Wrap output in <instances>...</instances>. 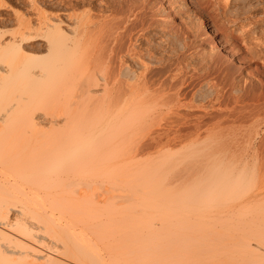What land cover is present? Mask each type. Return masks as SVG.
<instances>
[{"label":"bare ground","instance_id":"6f19581e","mask_svg":"<svg viewBox=\"0 0 264 264\" xmlns=\"http://www.w3.org/2000/svg\"><path fill=\"white\" fill-rule=\"evenodd\" d=\"M15 1L0 32V264H264V120L237 132L241 66L211 84L215 46H201L192 105L180 68L155 73L177 27L154 15L167 2L190 19L181 0L148 20L150 0ZM193 2L264 67V0Z\"/></svg>","mask_w":264,"mask_h":264},{"label":"rangeland","instance_id":"374dc122","mask_svg":"<svg viewBox=\"0 0 264 264\" xmlns=\"http://www.w3.org/2000/svg\"><path fill=\"white\" fill-rule=\"evenodd\" d=\"M99 1V0H98ZM161 1H162V3L164 2V0H160V2H159V0H158V2H157V0H156V2L157 3H155V0H150V7H149V9H146V13L145 14H148V15H146V18H145V20H148L150 17H152V13L155 11L154 9L159 5V3H161ZM181 2H182V4H184L185 6H184V11H189V15H190V19L189 18H187L186 16H187V12H185L183 15L181 14H178L177 12H176V9H174V8H171L169 5H167L166 3L167 2H164V6L163 7H166V12H167V14L165 13V14H163V15H154V20H159V21H161V20H165L164 22L166 23V21H167V24L168 23H171L170 25V27L169 28H175V27H177L176 28V32H175V29H173V30H170V31H172L171 33H174L173 35L175 36L174 38H175V40L173 41V46H171V48L172 49H170V47H169V49L170 50H172V52L167 48V51H166V53L165 52H161L160 51V55L158 54V56H163L164 54V59H166L165 60V62H164V64H161L160 66H158L159 67V69L157 70L156 68H155V71H157V72H155L156 73V75H158L159 73L162 75H165V71H167L168 70V68H175V67H177V68H175V69H179L180 68V70L181 71H179V70H176L175 72L176 73H178V72H180L179 74H180V76L181 77H185L187 80L186 81H188L189 79H190V77H192V72L194 71L193 70V65L191 64L192 62H190V60H192L193 58H194V56H196V54L198 55H200V54H205V53H208L207 52V49L208 50H210V48L209 47H211L212 45H214L215 46V48H216V50H217V54H216V52H215V48H214V50L212 49L213 47H211V52H214V55H213V60H212V62L214 61V62H216V60H217V62H216V64L214 65V62H213V64H212V66L214 65V68L211 66V68L213 69V71L212 72H217L216 70H218L219 69V71H220V69L221 70H224V71H218L219 73H216L217 74V76H214V75H216L215 73L213 74L212 73V78L211 79H214V77H216L215 79H217V81L216 80H211V84H216L217 82V84L219 85V83H221L222 84V86H220V87H223V86H225L226 84H229V82L228 81H225V79H227V80H229V78H230V76H228V74H231L230 72L231 71H233V69H232V65L230 66V63H231V61L233 62V68H235V70H236V66H241L240 68H241V71H242V77H240L241 79H240V85L243 87V88H245V90H246V92H245V97L247 98V100H245V103H246V101H247V103L245 104V106H244V108H246V107H248L247 109H242V112H240L241 113V117H243V118H241L242 120H241V124H240V127L237 129V132L240 134V136L241 137H244V138H247L248 136H249V134L250 133H252L255 129H256V127H258V125H259V123H261L263 120H264V112L263 111H261V110H255V109H252V108H254V106L253 105H251V104H253L254 103V98L255 97H261V101L262 100H264V67L260 64V63H258L257 61H249V62H247V58L245 59L244 57H246L244 54V52L243 53H241V52H239V53H235L234 51V49H232L231 48V46H229L228 44H226V42H225V39L223 38V36L220 34V32L217 30V28H216V25H214L215 23L209 18V16H208V14L204 11V10H202L199 6H197V5H195V3L193 2V0H181ZM155 3V4H154ZM10 4V6L12 5V6H14V7H16V1L15 0H0V32H4V34H7V33H9V31H11L10 29H13L14 27H15V25H14V23H13V20H12V18H11V16H10V11H9V7H8V5ZM190 4V5H189ZM195 5V6H194ZM7 7V8H6ZM193 8H197V9H193ZM153 9V10H152ZM199 9H200V11H199ZM150 10V11H149ZM168 10V11H167ZM173 10V11H172ZM194 10H195V12H194ZM191 11V12H190ZM198 12V13H197ZM205 13V14H204ZM156 14V13H155ZM197 14V15H196ZM201 14V15H200ZM151 15V16H150ZM200 15V16H199ZM203 15V16H202ZM205 15V16H204ZM161 16V17H160ZM147 17H148V19H147ZM197 17V18H196ZM202 19V20H199V19ZM144 20V21H145ZM198 20V21H197ZM174 23H173V22ZM183 23H182V22ZM197 22V23H196ZM162 23V22H161ZM173 23V24H172ZM179 23V24H178ZM186 23V24H185ZM178 25V26H176V25ZM184 24H185V26H184ZM202 24V25H201ZM206 24V25H205ZM183 25V26H182ZM193 25H195V27H197V29L193 26ZM197 25V26H196ZM168 26H169V24H168ZM203 26V27H202ZM178 27L180 28V29H178ZM199 27V28H198ZM201 27L203 28V29H201ZM195 28V29H194ZM182 29H184V31L182 30ZM186 29V30H185ZM199 29H201V30H203V31H201V30H199ZM183 32H181V31ZM195 30H199V31H197L196 33L194 32ZM206 30V31H205ZM217 30V31H216ZM136 31H138V27L136 28ZM174 31V32H173ZM178 31H180V32H178ZM178 32V33H177ZM189 32V33H188ZM204 33V34H203ZM183 34V35H182ZM185 34V35H184ZM177 35V36H176ZM180 36V37H179ZM187 36V37H186ZM198 36V37H197ZM178 37V38H177ZM184 37V38H183ZM186 37V38H185ZM190 38V40H189V38ZM180 38V39H179ZM182 38H183V40H182ZM188 38V39H187ZM154 39L156 40L157 39V37H154ZM184 39L186 40V41H184ZM223 39H224V41H223ZM158 40V39H157ZM156 40V41H157ZM177 40H179V41H177ZM200 40H201V42H200ZM176 42H177V45H176ZM189 43V44H188ZM195 43V44H194ZM183 45V48H181V46ZM195 45V46H194ZM200 45V46H199ZM185 46V47H184ZM195 48H197V46H199L198 47V49H195ZM201 46H203L204 48V50L206 51H204V52H202V51H200V50H202V47ZM218 47V49H217V47ZM229 46V47H228ZM174 47V48H173ZM201 48V49H200ZM173 49L176 51V53H177V55L175 54V51H173ZM168 50H169V52H171V53H169L168 52ZM179 50H181V51H179ZM196 50V51H195ZM193 51H195V52H193ZM200 53H199V52ZM220 51V52H219ZM233 51V52H232ZM192 52V53H191ZM198 52V53H197ZM218 52H219V54H218ZM172 53H174V54H172ZM184 53V54H183ZM233 53V54H232ZM202 54V55H203ZM216 54V55H215ZM221 54V55H220ZM241 54V55H240ZM167 55V57H165ZM172 55V56H171ZM187 55H188V57H187ZM191 55V56H190ZM219 55V56H218ZM234 55V56H233ZM244 55V56H243ZM186 56V57H185ZM218 56V57H217ZM226 56V57H225ZM238 56V57H237ZM243 56V57H242ZM169 57H171V58H169ZM174 57V58H173ZM192 57V58H191ZM220 57V58H219ZM222 57V58H221ZM188 58V59H187ZM175 59V60H174ZM177 59L178 60H183L182 62H180L179 61V63L177 64ZM218 59L220 60V62L218 61ZM226 59V60H225ZM230 59V60H229ZM237 59V60H236ZM174 60V61H173ZM185 60V61H184ZM228 60V61H227ZM233 60H235V61H233ZM249 60V59H248ZM225 61L227 62V63H225ZM244 61V62H243ZM169 62H171L170 64L172 65H170L169 64ZM176 62V63H175ZM184 62H186V63H184ZM189 62V63H188ZM222 62H224V64H222ZM228 62H230V63H228ZM234 62H236V63H234ZM242 62H243V64L244 63H246V64H242ZM173 63V64H172ZM175 63V64H174ZM182 63V64H181ZM177 64V65H176ZM192 66H191V65ZM225 64H229V65H225ZM232 64V63H231ZM234 64H236V66L234 65ZM162 65H164V66H162ZM176 65V66H175ZM179 65H181V66H179ZM182 65H184V66H182ZM230 66V68L229 69H226V67L225 66ZM179 66V67H178ZM186 66V67H185ZM215 66H219L218 67V69H217V67H215ZM222 66V67H221ZM157 67V68H158ZM167 67V68H166ZM188 67V68H187ZM224 67H225V69H224ZM245 67V68H244ZM255 67V68H254ZM173 68V69H174ZM182 68V69H181ZM185 68H187V69H185ZM191 68V69H190ZM238 68V67H237ZM263 68V69H262ZM171 69H169V70H171ZM172 69V70H173ZM263 70V71H261V70ZM161 70V71H160ZM192 70V71H191ZM230 71V72H228V71ZM234 70V71H235ZM258 70V71H257ZM233 71V72H234ZM253 71V72H252ZM154 72V70L152 71V76L155 78V77H157V76H155V73H153ZM225 73V74H221V73ZM226 72H228V73H226ZM252 72V73H251ZM184 73V74H183ZM187 73V75H188V73H189V77L187 76L186 77V74ZM249 73H251V74H249ZM158 75L159 77L161 76V75ZM182 74L183 75H185V76H182ZM162 75V76H163ZM222 75V76H221ZM223 75H225V76H223ZM248 75V76H247ZM210 76V77H211ZM221 76V77H220ZM244 76V77H243ZM220 77V78H219ZM226 77V78H225ZM228 77V78H227ZM161 78V77H160ZM223 78V79H222ZM225 78V79H224ZM243 78V79H242ZM191 80V81H190ZM188 82H185V83H187V84H184V85H182V87H181V97L179 96V100H180V102L181 103H186V104H188V105H190L191 103L193 104V98H191L192 97V94H190V93H192V88H194V86L193 85H195V84H193L194 82L192 81V79H190ZM212 81H214V82H212ZM242 81V82H241ZM190 82L192 83V84H190ZM228 82V83H227ZM226 83V84H225ZM242 83V84H241ZM225 84V85H224ZM188 85V86H187ZM189 85H191V86H189ZM184 86H185V88H184ZM226 88L225 89H227L228 88V86L226 85L225 86ZM183 88H184V92H183ZM190 88H191V90H190ZM249 89V90H248ZM194 90V89H193ZM248 90V91H247ZM191 91V92H190ZM248 92V93H247ZM188 93V94H187ZM184 94V95H183ZM259 94V95H258ZM183 97V98H182ZM190 97V98H189ZM181 99L183 100V102L181 101ZM192 99V100H191ZM190 100V101H189ZM185 101V102H184ZM223 101V100H222ZM221 101V102H222ZM252 101V102H251ZM260 101V102H261ZM204 102V101H203ZM220 102V103H221ZM249 103H251V104H249ZM191 104V105H192ZM250 106H253V107H250ZM216 107H217V105H216ZM219 108L222 110V115H221V117H224V114H223V111H224V107H223V103L219 106ZM219 109V110H220ZM253 110V111H252ZM247 111V112H246ZM252 111V112H251ZM259 112H260V114H259ZM243 114V115H242ZM220 117V119H219V122L220 123H222V124H220L219 122L217 123V125H216V127H215V129H214V131H213V133H216V134H221V133H224L225 131H228V127H225L227 124L225 123V125H224V123H223V121H224V118H221ZM262 118V119H261ZM260 119V120H259ZM258 123V124H257ZM257 125V126H256ZM256 126V127H255ZM248 135V136H247ZM181 147H183V144H180V145H178L176 148H174V150H179ZM180 168H178V170H182L183 168V165L182 166H179ZM178 170H177V172H178ZM177 172H174V173H177ZM173 173V174H174ZM179 174L182 176V172H180L179 171V173H178V176H177V174H175V175H173L174 177H173V179H179V178H175V176L176 177H180L179 176ZM184 175V174H183ZM185 175H187V174H185ZM172 179V180H173ZM171 180V181H172Z\"/></svg>","mask_w":264,"mask_h":264}]
</instances>
